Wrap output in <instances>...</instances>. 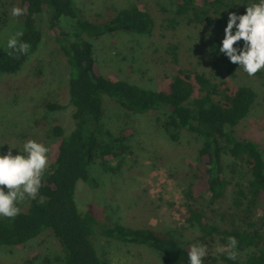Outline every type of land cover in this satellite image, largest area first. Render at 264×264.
Segmentation results:
<instances>
[{
    "label": "rangeland",
    "instance_id": "obj_1",
    "mask_svg": "<svg viewBox=\"0 0 264 264\" xmlns=\"http://www.w3.org/2000/svg\"><path fill=\"white\" fill-rule=\"evenodd\" d=\"M226 2L228 12L243 14L251 0ZM73 3L80 16L92 19L106 18L131 3H140L155 19L149 34L118 31L92 39L94 58L105 77L161 90L182 69L204 73L231 88L251 87L256 93L255 102L248 116L235 127V135L256 141L258 148L264 150V70L249 77L236 64L231 72H227L223 60L214 66L209 46L219 38L218 32L188 25L187 15L176 13V0H73ZM15 7L23 10L22 15H12ZM23 14L21 0H0V50L8 48L10 36L21 33ZM42 31L41 43L21 68L15 73H0V146L10 144L22 149L29 139L43 143L50 149L48 170L56 157L59 141L52 127L55 124L71 126L74 108L69 104L67 62L46 21L42 23ZM220 33L223 37V31ZM47 103H59L67 108L54 112L46 107ZM102 106L103 123L112 133L132 128L129 150L111 161L108 169L99 162L90 166L96 184L77 181L75 197L80 210L90 211L101 223L157 227L183 243L204 244L208 254L203 264H224L223 256L233 251L235 258L244 262L249 254L257 251L254 245L240 248L236 245L233 249L228 238L234 237L229 234L232 229L255 228L264 234L261 201L255 202L249 211V221H245L241 211L230 210L234 204L228 196L220 205L223 211L217 212V219L226 215L225 220L213 223L219 231L211 234L188 219V206L196 210L207 207L210 196L204 192L195 201L185 197L198 162L201 145L198 136L185 133L178 142H172L159 127V113L129 114L107 95L102 97ZM8 147L0 148V154L7 152ZM12 151L14 155L18 153V149ZM226 162L234 165L230 158ZM236 166L238 171L232 176L235 181L245 183L243 172L248 175L247 168L242 162H236ZM234 187L230 186V192ZM30 200L25 198L18 204L20 211L29 206ZM209 222L212 224L211 219ZM96 244L100 256L110 264H165L158 253L145 245L101 236ZM63 255L58 239L45 230L24 245L1 247L0 264H20L28 256L36 257L35 264H64Z\"/></svg>",
    "mask_w": 264,
    "mask_h": 264
},
{
    "label": "trees",
    "instance_id": "obj_2",
    "mask_svg": "<svg viewBox=\"0 0 264 264\" xmlns=\"http://www.w3.org/2000/svg\"><path fill=\"white\" fill-rule=\"evenodd\" d=\"M21 1L23 28L17 39L28 49L26 53L1 49L0 73H15L21 68L41 43L42 23L46 21L69 68L68 96L74 111L71 126L52 127L53 135L59 139L57 153L44 174L37 197L16 217L0 218V248L24 245L49 230L60 243L64 264H110L99 254L96 244L99 236L145 245L158 253L165 264H188L192 244L183 243L157 227L101 223L90 211L78 208L77 181L96 184L90 166L99 162L108 169L111 161L129 150L132 128L114 134L104 125L103 95L129 114L159 113V127L172 142H178L185 133L200 138L195 176L185 197L195 201L204 192L210 196L207 207L196 210L188 206L190 221L196 222L205 233L218 232L213 223L224 222L226 215L217 219V212H221L220 205L228 196L234 204L230 210L241 211L244 220L249 221V211L255 202L264 203V150L254 140L236 137L235 127L248 116L255 102L256 93L251 87L231 88L204 73L182 69L161 90L105 77L94 58L92 39L118 31L151 33L155 19L143 5L131 3L111 16L92 19L80 16L73 0ZM228 7L226 0H176V13L187 15L188 25L214 30L220 35L226 26ZM220 35L209 46L214 66L223 60L227 72H231L234 64L218 54L223 38ZM46 107L56 112L64 111L67 105L47 103ZM228 158L234 160V165L226 162ZM236 162H242L248 170V175L243 172L245 183L235 181L232 176L238 171ZM229 165L230 171L226 173ZM231 185L235 186L233 192ZM247 225L253 227L251 222ZM250 231L232 229L229 234L237 239L239 248L254 245L257 251L244 262L225 255L224 264H264V234L255 228ZM35 259L28 256L20 264H35Z\"/></svg>",
    "mask_w": 264,
    "mask_h": 264
},
{
    "label": "clouds",
    "instance_id": "obj_3",
    "mask_svg": "<svg viewBox=\"0 0 264 264\" xmlns=\"http://www.w3.org/2000/svg\"><path fill=\"white\" fill-rule=\"evenodd\" d=\"M22 13L23 10L18 7L12 9L13 16ZM19 35L21 34L10 36L7 47L26 53L28 46L18 42ZM218 54H223L230 63L236 64L249 77L264 70V0H251V3L245 6L243 14L228 12ZM4 145L9 147L7 152L0 154V217L14 218L20 213L18 204L21 201L37 197L49 166L50 149L32 139L25 141L22 149L10 144ZM12 149H18V153L14 155ZM228 239L230 247L235 249L236 238ZM207 254L208 250L204 244L191 245L188 264H203V258ZM235 256L233 251L230 258L234 259Z\"/></svg>",
    "mask_w": 264,
    "mask_h": 264
}]
</instances>
